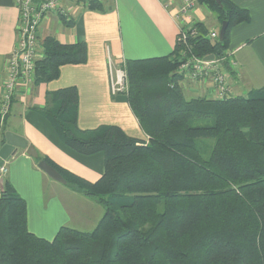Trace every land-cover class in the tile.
<instances>
[{"label":"trees","instance_id":"16d2710c","mask_svg":"<svg viewBox=\"0 0 264 264\" xmlns=\"http://www.w3.org/2000/svg\"><path fill=\"white\" fill-rule=\"evenodd\" d=\"M78 1L105 8L101 0ZM200 2L227 28L211 40L208 27L195 22L188 43L197 55L221 56L233 27L249 22L250 13L232 0ZM41 47L35 84L88 61L85 40L48 35ZM181 49L178 43L170 55L126 60L128 101L147 139L118 125L81 129L77 87L47 92L43 113L61 139L82 154L104 153L105 171L91 182L46 160L104 214L92 230L63 225L46 239L29 229L27 202L5 179L0 264H264V86L248 95L189 97L176 72ZM209 117L211 124L193 123ZM4 124L0 113V131ZM204 138L214 139L208 157L198 146Z\"/></svg>","mask_w":264,"mask_h":264},{"label":"crops","instance_id":"0c3cea01","mask_svg":"<svg viewBox=\"0 0 264 264\" xmlns=\"http://www.w3.org/2000/svg\"><path fill=\"white\" fill-rule=\"evenodd\" d=\"M101 1L103 11L88 8L87 3L63 0L66 16L74 18V24L64 22L57 12L44 18L41 42L48 35L63 43L85 40L88 61L62 66L60 76L49 82H20L0 131V146L6 142V133L13 132L25 138L28 146H34L38 153L34 157L27 153V148H19L5 161L3 166L8 171L3 174L0 168V195L4 180L9 179L27 202L29 229L50 240L63 225L79 230L94 228L104 214V207L93 197L73 190L67 182L52 179L38 166L39 161L47 158L60 168L95 182L105 171V156L102 152L82 154L64 143L43 113L47 92L77 87L81 129L118 125L130 136L147 139L127 94L111 92L108 58L116 64H126L129 58L170 55L178 44L182 20L175 13L182 0ZM232 1L248 9L251 20L235 25L230 33L229 48L234 52L236 65L226 66L231 86L229 96L248 95L264 86V0ZM18 19L16 0H0V102L6 64L17 44ZM214 19L216 15L204 5L197 6L188 17L190 23L202 22L209 30L218 31L213 26ZM181 80L187 96L215 98L211 82ZM62 184L66 188L59 187Z\"/></svg>","mask_w":264,"mask_h":264},{"label":"built area","instance_id":"2783aa9c","mask_svg":"<svg viewBox=\"0 0 264 264\" xmlns=\"http://www.w3.org/2000/svg\"><path fill=\"white\" fill-rule=\"evenodd\" d=\"M199 0H182L178 11L175 13L182 20L178 34V43L182 45L180 51L181 62L176 70L181 75V82L186 79L205 84L214 85L212 94L215 98H225L231 93L230 79L226 66L236 65L233 50L227 49L221 56L212 59L197 55L192 52L188 37L197 33L188 17L197 7ZM19 9L17 24V44L10 53L5 68L4 92L0 102V113L3 117L9 112L12 98L20 82L32 83L36 73V61L42 57L40 28L43 20L51 12L67 15L63 0H16ZM208 36L213 40L220 37L219 31L211 30ZM110 73V88L113 94H127L129 91L128 73L126 64H116L108 58ZM175 72V73H176ZM8 167L3 166L1 173L5 174Z\"/></svg>","mask_w":264,"mask_h":264},{"label":"water","instance_id":"95a60500","mask_svg":"<svg viewBox=\"0 0 264 264\" xmlns=\"http://www.w3.org/2000/svg\"><path fill=\"white\" fill-rule=\"evenodd\" d=\"M227 28V22L224 21L221 24L220 35H224ZM214 57L213 54L207 56V59H212ZM19 148H27V153L38 157V153L34 146L29 145L25 138L22 136L15 134L13 132L6 133V142L0 146V168L3 166L6 160H8L11 156H13ZM38 166L52 179L66 183V179L64 176L54 167L52 166L47 160L41 159L38 163ZM1 179V173H0Z\"/></svg>","mask_w":264,"mask_h":264},{"label":"rangeland","instance_id":"374dc122","mask_svg":"<svg viewBox=\"0 0 264 264\" xmlns=\"http://www.w3.org/2000/svg\"><path fill=\"white\" fill-rule=\"evenodd\" d=\"M73 2L74 3H76V2H78V3H80L78 0H73ZM82 3V2H81ZM70 4V3H69ZM84 4V3H83ZM200 5H204L205 7H207L206 5H205V3H203V2H200V0H199V2H198V5L197 6H200ZM43 24V23H42ZM213 26L219 31V33H220V30H219V28H221L220 27V22L217 20V19H214V22H213ZM211 31V30H210ZM211 40H213L212 38H210ZM211 55V54H210ZM214 55V54H213ZM206 56H209V55H206ZM206 56H203V57H206ZM215 56V55H214ZM193 82V81H192ZM213 90H214V87H213ZM213 122V118L212 117H209V118H206V119H197V120H195L193 123L194 124H199V123H207V124H211ZM199 149H200V151L202 152V154L205 156V157H208L210 154H211V151H212V149H213V146H214V139L213 138H204V139H202L200 142H199ZM68 186V185H67ZM59 187H61V188H66V185L65 184H62V186H59ZM75 201H77V200H75ZM73 205H74V201L73 202H71V203H69V206L70 207H73ZM93 227V226H92ZM91 227V228H92ZM95 227V226H94ZM91 228H89V229H91ZM89 229H84L83 231H89ZM93 229V228H92ZM58 232V231H57ZM57 234V233H56Z\"/></svg>","mask_w":264,"mask_h":264},{"label":"flooded vegetation","instance_id":"af4514ba","mask_svg":"<svg viewBox=\"0 0 264 264\" xmlns=\"http://www.w3.org/2000/svg\"><path fill=\"white\" fill-rule=\"evenodd\" d=\"M3 166H1V168H2Z\"/></svg>","mask_w":264,"mask_h":264}]
</instances>
